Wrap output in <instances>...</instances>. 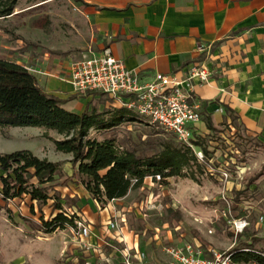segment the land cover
I'll return each mask as SVG.
<instances>
[{
	"label": "rangeland",
	"instance_id": "obj_1",
	"mask_svg": "<svg viewBox=\"0 0 264 264\" xmlns=\"http://www.w3.org/2000/svg\"><path fill=\"white\" fill-rule=\"evenodd\" d=\"M16 4L10 15L0 17V58L40 70L35 74L38 81L57 74V66L91 45L83 2L16 0ZM75 93L70 95L78 101L84 96ZM85 102L98 110L124 105L103 95H89ZM82 108L73 111L80 113ZM230 124L209 131L196 128L194 149L202 150L204 157L198 161L201 168L192 167L196 180L145 178L125 197L104 203L85 191L78 173L76 180L66 179L73 172L71 156L56 151L51 140L60 135L44 127L0 129V152L29 149L39 158L60 164L62 173L54 185L68 197L61 204L74 213L76 223L43 233L35 224L49 217L50 201L34 203L32 212L28 197H16L4 207L0 195V264H123L126 252L131 264H162L169 257L166 249L187 246L202 252L251 246L264 252V140L244 132L233 118ZM114 132L124 146L142 153L172 138L146 121L129 120ZM105 209L108 214L101 218ZM235 219L247 222L242 232L233 229ZM77 221L89 226L84 241L76 235ZM111 222L117 224L116 230L110 228ZM83 243L90 244L89 249Z\"/></svg>",
	"mask_w": 264,
	"mask_h": 264
},
{
	"label": "crops",
	"instance_id": "obj_2",
	"mask_svg": "<svg viewBox=\"0 0 264 264\" xmlns=\"http://www.w3.org/2000/svg\"><path fill=\"white\" fill-rule=\"evenodd\" d=\"M78 1L84 4L95 51L110 49L142 82L156 73L182 78L191 65L205 63L212 75L206 84L193 83L202 115L190 125L193 134L196 128L211 130L208 120L214 129L231 127L233 118L244 132L264 140V0ZM198 44H210L211 53L199 52ZM78 56L38 83L65 100L66 108L83 106V111L89 105L84 99L93 94L73 99L75 91L67 82L70 60ZM106 214L102 210L100 217Z\"/></svg>",
	"mask_w": 264,
	"mask_h": 264
},
{
	"label": "trees",
	"instance_id": "obj_3",
	"mask_svg": "<svg viewBox=\"0 0 264 264\" xmlns=\"http://www.w3.org/2000/svg\"><path fill=\"white\" fill-rule=\"evenodd\" d=\"M16 5V0H0V17L10 15ZM85 94L103 95L113 100L99 91ZM64 103L65 100L44 91L37 76L25 65L0 58V129L44 127L60 135L51 140L56 151L71 156L69 162L73 172L66 179L76 180L75 174L81 175V184L93 199L104 203L123 198L131 188L140 187L145 178L159 174L160 182L174 176L196 180L192 167L201 168V165L192 148L177 141L173 133H168L171 139L158 141L157 147L147 153L120 142L114 131L122 123L131 120L151 124L134 109L123 105L98 110L87 105L78 113L66 109ZM207 127L214 129L210 120ZM92 130L96 133L93 136ZM61 173L58 162L39 158L29 149L0 152V195L4 207L16 197L25 196L30 200L29 207L33 212L34 203L50 201L51 213L35 224L38 231L50 233L76 226L74 213L61 204V199L66 201L68 197L54 185ZM65 184L67 181L63 182ZM230 252L237 261L264 264V252L251 246L243 250L234 248ZM204 254L208 255L209 250Z\"/></svg>",
	"mask_w": 264,
	"mask_h": 264
},
{
	"label": "built area",
	"instance_id": "obj_4",
	"mask_svg": "<svg viewBox=\"0 0 264 264\" xmlns=\"http://www.w3.org/2000/svg\"><path fill=\"white\" fill-rule=\"evenodd\" d=\"M211 48L210 44H198L197 50L209 55ZM25 67L34 75L40 72L33 66ZM67 75V82L75 92L84 94L99 91L123 102L127 108H132L148 118L157 129L173 133L177 141L189 145L198 161L204 159L202 150L194 149L193 130L190 125L199 122L202 116L201 100L193 95V83L197 80L206 84L212 75L205 63L191 65L182 78L176 74L156 73L151 81L142 82L139 75L125 66L110 49L96 52L93 45H90L80 56L70 60ZM223 174L228 176L227 172ZM147 178L154 182L161 180L160 174ZM232 224L236 232H242L247 222L235 219ZM109 226L117 229L115 222H111ZM76 235L84 241L89 236V226L77 221ZM83 245L88 249L90 247V244ZM166 251L169 257L162 264H248L235 260L229 250L210 249L208 255L190 246L168 248ZM124 262L131 264L128 252L124 256Z\"/></svg>",
	"mask_w": 264,
	"mask_h": 264
}]
</instances>
